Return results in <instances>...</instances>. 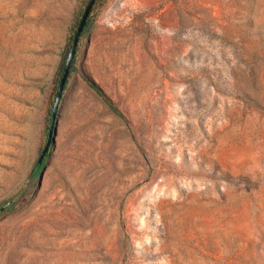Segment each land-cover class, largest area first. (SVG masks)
<instances>
[{
	"label": "rangeland",
	"instance_id": "rangeland-1",
	"mask_svg": "<svg viewBox=\"0 0 264 264\" xmlns=\"http://www.w3.org/2000/svg\"><path fill=\"white\" fill-rule=\"evenodd\" d=\"M88 2L0 0V264H264V0H106L40 179Z\"/></svg>",
	"mask_w": 264,
	"mask_h": 264
},
{
	"label": "water",
	"instance_id": "water-1",
	"mask_svg": "<svg viewBox=\"0 0 264 264\" xmlns=\"http://www.w3.org/2000/svg\"><path fill=\"white\" fill-rule=\"evenodd\" d=\"M95 2H96V0H89V2L87 3V5L84 9V12L82 14L81 20L79 22V25L77 27L76 33L73 36V40H72L71 46L69 48L68 54L66 55V58H65V61L63 64V68H62V72H61V76H60V80H59L58 87H57L56 97H55V100L53 102V106H52V110H51V117H50V123H49V128H48L47 141H46V144H45L44 148L42 149L40 156L38 158L39 162H41L43 160V158L45 157L46 154L50 153L51 146H54L56 124H57V115H58V109H59L60 101H61V98L63 96L65 85H66V82H67L68 77H69V73H70V70L72 67L74 57H75L76 52H77V48H78V44H79L82 32L85 28V25L87 23V19H88L89 15L93 9ZM42 177H43V171L40 174V179ZM12 202H13V200L9 201L6 205L0 207V212L3 211Z\"/></svg>",
	"mask_w": 264,
	"mask_h": 264
},
{
	"label": "trees",
	"instance_id": "trees-1",
	"mask_svg": "<svg viewBox=\"0 0 264 264\" xmlns=\"http://www.w3.org/2000/svg\"><path fill=\"white\" fill-rule=\"evenodd\" d=\"M105 1L106 0H96L95 4L93 6V9H92V11H91V13H90V15H89V17L87 19V23H86L85 28H84V30L82 32L80 41L83 38H85L90 33V31H91V29H92V27L94 25V22H95L94 10L96 8H98V7H101L104 4ZM85 7H86V5L84 7H83V5H81L79 10L75 13L74 18H73V20L71 22V25L69 27V37H68V41H67L66 47H65L66 55L68 54L69 48H70L72 40H73V36L76 33L77 27L79 25V22L81 20V17H82V14L84 12ZM78 51H79V47L77 48V52H76V55L74 57L69 76L75 69L76 58L78 56ZM63 64L64 63H62V68H63ZM88 81L91 84V86H93L101 95H103L109 101L110 105L112 106L111 100L105 95V93L102 90V88L94 80L88 78ZM67 82H68V80H67ZM67 82H66V85H67ZM66 85H65V88H66ZM57 87H58V85L53 87L51 95L49 97L48 104H50L51 109H52L53 102H54L55 97H56ZM49 156H50V153L46 154L41 162H39V160L37 159V161L35 163V166H34V170H33L35 175L41 174V172L43 171V169L45 168V166H46V164L48 162Z\"/></svg>",
	"mask_w": 264,
	"mask_h": 264
},
{
	"label": "crops",
	"instance_id": "crops-1",
	"mask_svg": "<svg viewBox=\"0 0 264 264\" xmlns=\"http://www.w3.org/2000/svg\"><path fill=\"white\" fill-rule=\"evenodd\" d=\"M91 42V46L93 47V44H94V38L91 36V38L88 39V43Z\"/></svg>",
	"mask_w": 264,
	"mask_h": 264
}]
</instances>
